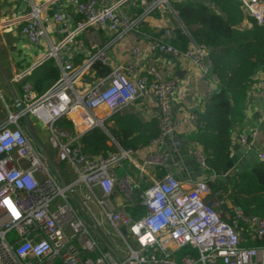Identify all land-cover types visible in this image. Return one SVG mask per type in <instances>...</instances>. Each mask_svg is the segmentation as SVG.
I'll use <instances>...</instances> for the list:
<instances>
[{"label":"built area","instance_id":"1","mask_svg":"<svg viewBox=\"0 0 264 264\" xmlns=\"http://www.w3.org/2000/svg\"><path fill=\"white\" fill-rule=\"evenodd\" d=\"M31 1L20 36L34 49L44 46L47 39V52L36 64L54 60L59 78L41 96L22 81L20 101L26 113L48 129L55 150L54 166L67 161L74 176L66 184L58 180L15 114L9 113L0 123V264H264V246H243L239 228L243 221L249 229L247 235L260 238L264 234L261 220L245 219L240 210L227 207L224 192L212 190L209 181L186 183L168 173L169 153L162 149L164 136L182 126L196 127L194 113L178 121L171 117L175 83L163 78L154 67L148 68L147 76L135 75L141 61L169 56L188 61L202 77H210L209 49L190 42L181 50L164 36L151 37L144 47L131 48L129 64L113 69L79 95L74 85L84 70L95 61L106 65V57L98 51L84 66L76 67L75 57L83 51L80 45L75 47L76 37L90 27L119 37L133 30L139 19L120 11L125 0L105 8H100L96 0H69L82 20L70 17L61 0ZM137 1L144 16L161 9L178 19L172 8L178 0ZM237 1L246 17L258 26L264 25V0ZM50 5L54 6L52 12ZM48 28L54 43L48 40ZM256 88L257 125L264 130V68ZM146 99L157 106L159 136L150 143L139 165L133 162L132 152L122 149L106 157L83 155L76 145L77 137L56 126L70 113L83 109L85 129L91 130L98 123L104 126L105 120L128 105ZM102 105L108 115L99 121L90 112ZM256 134L257 130L250 131L232 139L231 144L255 151ZM190 157L208 173L198 147L190 150ZM259 159L264 162V155ZM130 167L139 172L147 168L167 172L144 186L127 174ZM116 169L123 170L124 175L117 176ZM127 205L142 211L141 216L133 219L127 215Z\"/></svg>","mask_w":264,"mask_h":264},{"label":"trees","instance_id":"2","mask_svg":"<svg viewBox=\"0 0 264 264\" xmlns=\"http://www.w3.org/2000/svg\"><path fill=\"white\" fill-rule=\"evenodd\" d=\"M172 8L177 11L178 22L187 35L180 26L177 27L170 44L185 50L193 42L209 49V73L217 81L216 91L208 96L196 113V131L188 140L202 151L204 157H208V173L218 171L230 157L233 122L242 118L248 88L256 72L264 68V25L258 26L246 17L237 0H178L172 3ZM244 20L249 22L250 28L240 30ZM108 73L109 69L95 62L83 79L91 82L104 78ZM58 78V67L48 60L35 67L25 80L36 95L41 96ZM110 121L114 125L107 127V132L96 127L80 137L71 120L64 118L57 122V126L70 137H77L76 145L80 152L93 158L116 152L111 142L124 151L134 153L149 147L159 136L156 120L143 123L135 114L117 112L110 117ZM166 172L163 168H152L157 179ZM209 186L212 190L222 189L243 218H256L264 223V163L233 174L226 183L218 185L210 182ZM124 210L133 219L142 214L131 205ZM239 228L242 230L243 246H264V234L260 238L248 236L249 229L243 221L239 222Z\"/></svg>","mask_w":264,"mask_h":264},{"label":"crops","instance_id":"3","mask_svg":"<svg viewBox=\"0 0 264 264\" xmlns=\"http://www.w3.org/2000/svg\"><path fill=\"white\" fill-rule=\"evenodd\" d=\"M78 1L83 3L87 0ZM96 1L100 8H105L119 0ZM31 2V0H0V82L4 87L8 88V90L14 86V84H19L20 87V83L22 81L26 82V76H28L34 69L31 68L37 65L36 63L43 55L46 54L48 49L47 39L44 40V46L34 49L28 46L24 39L20 36V27L22 26L23 20L30 9ZM69 2V0H61L63 9L70 17L78 20L79 16L75 14L74 7ZM53 9L54 6L50 5L49 11L52 12ZM119 9L131 19H139L138 24L133 30L119 37L118 34L107 33L93 27L87 28L76 37L75 47L80 45L83 49V51L75 57L74 64L76 67L81 65L84 66L86 63L85 61H87L90 56L95 55L98 51H103L106 57V65H102L100 61L95 62H99L103 67L109 69V72H111L119 66L129 64L132 59L131 48L134 46L144 47L151 37L161 35L164 36L168 43H170L169 40L172 37L173 31L179 26L182 32L187 35L184 28L179 24L178 19H175L169 11L158 9L144 16V11L139 6L137 0H125ZM171 17L175 19H173L175 24L173 23ZM249 28L250 24L245 20L239 26L240 30H247ZM166 33L168 35H166ZM47 35L48 40L54 43V38L49 28L47 29ZM91 43L96 46L95 49H91ZM51 61L54 65H56L54 60ZM91 66L84 70V73L74 85V89L79 95L85 94L90 87L94 86L100 80L98 78L93 79L91 82H87L83 79L84 75L90 70ZM150 67H154L163 78L173 81L176 85V89L172 95L171 117L173 121H178L182 117L189 115L191 109H198V111L192 112L194 114L198 113L208 96L216 91L217 85L215 79L211 75L210 77H202L188 61L177 60L169 56L149 57L139 63L135 75L147 76L146 71ZM177 73H179L178 76ZM261 77L262 69L256 72L253 81L248 88L242 118L234 120L231 134L236 135V139L240 135L257 130L254 150L259 157L264 155V130L257 125L258 101L256 84L257 80ZM11 92L12 91H10V95ZM12 105L14 107V99L12 100ZM85 112V110L80 109L75 113H70L66 118L71 120L78 135L81 130L85 129L86 126L83 121V118L86 116ZM120 112L135 114L143 123H149L156 120L158 114L157 106L152 99L137 101L128 105ZM90 113L94 118L100 121L104 120L106 115H108V110L102 105L93 109ZM34 124L37 123L35 122ZM103 124L105 132H107V127H113L114 125L113 122L110 121V117L105 120ZM195 131L196 129L193 126H182L175 133V135L180 137L183 142V145L179 148L182 154V159H192L190 157V150L194 146L188 139L191 138ZM232 139L233 138L231 137V140ZM185 143H187V145ZM111 144L114 145L116 150L120 149V147H118L114 142H111ZM162 149H164V146H162ZM148 150L149 147H146L141 151L134 152L132 159L135 161L133 162L138 165L141 164L142 157ZM50 159L53 160L52 158ZM263 163L264 162L261 161L260 164ZM254 166L256 165H253L250 169ZM118 170L120 169H116V174ZM54 171L61 183L66 184L71 181L64 180L63 175L59 173L55 167ZM130 172L134 173L133 178L142 184H144L145 179L149 180L148 177L153 180H157L152 173V168H147L142 172H139L133 167H130L129 173ZM168 173H171L176 177V172L172 167L168 169ZM182 181L186 183L189 182L185 180ZM210 182L212 183V181H209V183ZM227 207H233L228 199Z\"/></svg>","mask_w":264,"mask_h":264},{"label":"water","instance_id":"4","mask_svg":"<svg viewBox=\"0 0 264 264\" xmlns=\"http://www.w3.org/2000/svg\"><path fill=\"white\" fill-rule=\"evenodd\" d=\"M37 64L36 66H38ZM32 67L31 69L35 68ZM30 69V70H31ZM179 73H177L178 76ZM255 76V75H254ZM254 78V77H253ZM14 99L15 107V117L18 120H22L23 129L26 134L32 140L34 146L41 152V154L49 161V163L54 168V164L50 161L49 156L53 157L55 155V150L50 152V155L42 148L39 141L36 138L34 129L36 127L42 128V126L36 122V118L28 115L25 111L23 103L16 98V96L11 92ZM198 111V109H191L190 113ZM20 122V121H19ZM98 128H103L102 123H98ZM105 131V128H103ZM89 130H81L78 137L82 136ZM235 139L236 135H231ZM187 145V143H185ZM164 151L169 153V159L167 163V170L172 167L176 172V177L180 180L189 181L191 183L202 182V181H212L214 184L220 185L221 183L228 182L233 174H237L242 171H248L253 165H259L261 163L256 151L249 150L246 151L239 144H234L231 146L230 157L225 165L218 171H213L210 173L204 172L192 159H182L180 155V146L183 145L180 137L176 136L175 133L167 134L163 138ZM136 201V196L132 197V202ZM125 233V231H124Z\"/></svg>","mask_w":264,"mask_h":264},{"label":"rangeland","instance_id":"5","mask_svg":"<svg viewBox=\"0 0 264 264\" xmlns=\"http://www.w3.org/2000/svg\"><path fill=\"white\" fill-rule=\"evenodd\" d=\"M172 20L174 19L173 17H171ZM175 20V19H174ZM174 20H173V23H174ZM175 24V23H174ZM3 31V29H2ZM18 87V88H17ZM10 91H12V93H14V95L16 96L17 99H19L20 95H21V88L19 87V84H14V86H12L10 89ZM8 90V88L4 87L1 82H0V123L3 122L6 117L9 116V113L10 114H15V109L12 105V96L10 95V91ZM19 124L21 125V127L23 128V123H22V120H19ZM57 126V124H56ZM34 133L36 135V138L37 140L39 141L40 145L42 146V148L46 151V153L48 155H50V152L52 151V146L49 142V136H50V133L48 131L47 128H35L34 129ZM53 157L49 156V159ZM50 161L52 162V160L50 159ZM208 157L205 156V163L206 165L208 164ZM57 171H59V173H61L63 175V178L64 180L66 181H69L71 180L72 181V176L74 175V170L73 168L69 165V163L66 161V162H61L58 166H54ZM117 175L118 176H123L124 175V172L123 170H118L117 171ZM128 175L133 177L134 176V173L128 171ZM153 178V177H152ZM149 180H144V186H148L150 185L151 183H153V179L149 178ZM70 181V182H71ZM143 182V181H142ZM57 201H59L61 203V201L59 199H57ZM241 236V235H240ZM11 236H8V239H10Z\"/></svg>","mask_w":264,"mask_h":264}]
</instances>
